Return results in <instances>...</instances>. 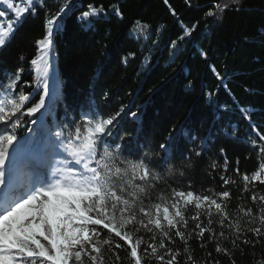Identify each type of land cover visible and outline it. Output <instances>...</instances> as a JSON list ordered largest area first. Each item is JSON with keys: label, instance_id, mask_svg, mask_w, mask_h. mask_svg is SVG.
<instances>
[{"label": "trees", "instance_id": "trees-1", "mask_svg": "<svg viewBox=\"0 0 264 264\" xmlns=\"http://www.w3.org/2000/svg\"><path fill=\"white\" fill-rule=\"evenodd\" d=\"M0 114L83 152L76 264H264V0H0Z\"/></svg>", "mask_w": 264, "mask_h": 264}, {"label": "rangeland", "instance_id": "rangeland-1", "mask_svg": "<svg viewBox=\"0 0 264 264\" xmlns=\"http://www.w3.org/2000/svg\"><path fill=\"white\" fill-rule=\"evenodd\" d=\"M12 123L13 118L0 115L1 163L10 161L15 154L37 149L34 146L29 149L25 144L16 148L11 144L13 136L8 128ZM77 163L75 159L73 166ZM82 184V179L75 174L69 178L65 189L43 192L5 214L4 219L0 221V264H15L7 252L9 247L17 256L44 257L50 253L54 264H76L79 252L75 251H78L76 249L81 246L82 241L89 237L87 223L84 218L76 220L72 214L65 211L64 206L65 196L81 191ZM32 231H37L41 240L26 236Z\"/></svg>", "mask_w": 264, "mask_h": 264}, {"label": "bare ground", "instance_id": "bare-ground-1", "mask_svg": "<svg viewBox=\"0 0 264 264\" xmlns=\"http://www.w3.org/2000/svg\"><path fill=\"white\" fill-rule=\"evenodd\" d=\"M13 198H14V197H11V198L9 197V202H10Z\"/></svg>", "mask_w": 264, "mask_h": 264}]
</instances>
